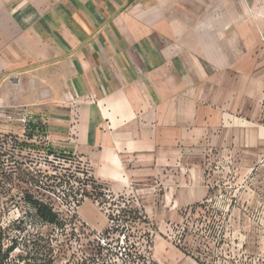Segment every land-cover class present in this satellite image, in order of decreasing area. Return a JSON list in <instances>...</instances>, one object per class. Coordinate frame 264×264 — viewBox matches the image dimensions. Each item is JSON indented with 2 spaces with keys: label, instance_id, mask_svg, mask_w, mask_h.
<instances>
[{
  "label": "crops",
  "instance_id": "obj_1",
  "mask_svg": "<svg viewBox=\"0 0 264 264\" xmlns=\"http://www.w3.org/2000/svg\"><path fill=\"white\" fill-rule=\"evenodd\" d=\"M263 41L264 0H0V132L21 113L112 189L202 201L203 168L179 154L264 122Z\"/></svg>",
  "mask_w": 264,
  "mask_h": 264
},
{
  "label": "rangeland",
  "instance_id": "obj_2",
  "mask_svg": "<svg viewBox=\"0 0 264 264\" xmlns=\"http://www.w3.org/2000/svg\"><path fill=\"white\" fill-rule=\"evenodd\" d=\"M250 88L243 80L242 91ZM243 105L253 110L246 97ZM18 114L1 121L0 145L17 148L15 163H0V248L12 250L4 264H264L262 119L224 151L179 154L181 163L203 168L207 194L195 203L188 195L201 189L194 185H177L178 202L175 186L165 184L155 193L112 189L77 155L52 147L39 122ZM236 166L255 169L240 175ZM40 205L55 223L39 216Z\"/></svg>",
  "mask_w": 264,
  "mask_h": 264
},
{
  "label": "trees",
  "instance_id": "obj_3",
  "mask_svg": "<svg viewBox=\"0 0 264 264\" xmlns=\"http://www.w3.org/2000/svg\"><path fill=\"white\" fill-rule=\"evenodd\" d=\"M41 208H43V213L41 212ZM36 212L39 214V216L44 219L45 221L49 222V223H55L56 221V215L53 214V212L51 211L50 208L48 207H44V206H39V208H37ZM12 250L9 249L7 250L6 252H3L2 253V249L0 248V264H4L5 260L7 259L8 257V253H10Z\"/></svg>",
  "mask_w": 264,
  "mask_h": 264
},
{
  "label": "built area",
  "instance_id": "obj_4",
  "mask_svg": "<svg viewBox=\"0 0 264 264\" xmlns=\"http://www.w3.org/2000/svg\"><path fill=\"white\" fill-rule=\"evenodd\" d=\"M17 148L15 145L1 146L0 145V163L4 160H9L10 164L15 163ZM3 154H6L2 157Z\"/></svg>",
  "mask_w": 264,
  "mask_h": 264
}]
</instances>
